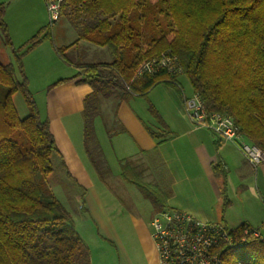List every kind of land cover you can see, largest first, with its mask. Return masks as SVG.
<instances>
[{"label":"trees","instance_id":"1","mask_svg":"<svg viewBox=\"0 0 264 264\" xmlns=\"http://www.w3.org/2000/svg\"><path fill=\"white\" fill-rule=\"evenodd\" d=\"M70 6L75 22L83 25L80 37L107 46L112 54L109 62L77 64L85 75L83 82L93 87L85 98V143L102 175L104 163L94 156L100 150L92 147L101 98L147 97L162 82L180 86L179 76L166 70L135 77L143 61L166 50L178 56L181 74L188 77L206 109L231 115L264 151V0H66L62 14ZM5 13L6 5L0 3V29L12 45ZM46 38L52 39V32L40 28L14 49L15 63L0 61V264H92L90 249L69 212L57 198H44L38 179L39 174L50 175L54 161L62 158L50 120L42 117L30 89L23 61ZM67 48L58 51L72 62ZM17 92L29 109L24 118L13 99ZM150 110L160 118L152 104ZM123 176L163 206L152 185L126 170ZM247 226L252 225L232 229V236L239 240ZM221 252L224 264H264V237L251 236Z\"/></svg>","mask_w":264,"mask_h":264},{"label":"crops","instance_id":"2","mask_svg":"<svg viewBox=\"0 0 264 264\" xmlns=\"http://www.w3.org/2000/svg\"><path fill=\"white\" fill-rule=\"evenodd\" d=\"M35 1L43 9L42 16L20 18L14 28L6 18L11 39L17 38L21 44L27 43L45 27L47 18L50 20L47 5L46 8L44 5L46 0ZM72 22L77 27L76 38L61 45L48 42L46 38L29 51L23 61L30 89L34 91L33 80L45 84V106L40 110L42 117L50 120L61 151L62 158L58 157L55 165L80 184L83 192L80 191V210L89 214L91 226L93 223L96 227L99 238L92 236L90 231L89 242L80 233L81 225L69 213L90 249L92 264H109V244L117 248L120 264H160L151 231L154 216L165 208L179 209L200 221L219 223L230 229L244 223L262 226L264 162L254 166L237 144L224 141L212 129L191 121L185 111L184 99L192 95L194 89L192 87L190 93L182 84L181 77L185 74L179 75L180 86L162 82L154 86L147 97L134 95L125 99L115 95L101 98L99 114L94 120L96 141L92 147L96 152L98 146L104 163L101 168L109 174L99 175L85 143V98L93 87L83 82L85 75L77 64L99 62L93 59L94 56L108 51L111 61L112 54L107 46L81 38L83 25L75 20ZM0 36L9 47L1 29ZM62 46H68L65 54L72 62H67L59 53L58 47ZM6 62L15 63L13 50L12 58ZM17 73L22 79L21 72L17 70L16 77ZM60 79L66 80L50 87ZM150 104L160 118L152 113ZM23 110L26 111L24 116L18 109L21 118L29 114V109L23 106ZM107 113L109 129L105 124L104 132L100 133L97 120L106 123ZM149 129L161 137H154ZM123 170L157 189L163 206L155 204L135 183L127 180ZM106 180L109 183L117 181L126 194L135 197L138 189L144 195L142 206L147 203L154 206L153 217L139 209L125 207L123 199H119ZM51 194L62 203L55 190ZM81 217L86 232L88 218Z\"/></svg>","mask_w":264,"mask_h":264},{"label":"built area","instance_id":"3","mask_svg":"<svg viewBox=\"0 0 264 264\" xmlns=\"http://www.w3.org/2000/svg\"><path fill=\"white\" fill-rule=\"evenodd\" d=\"M65 1L46 0L51 22L61 17ZM160 70L179 76L183 67L178 56L166 50L158 57L143 61L135 77ZM184 105L193 123L212 129L224 141L237 144L254 166L264 162L263 149L246 137L231 115L209 112L201 96L195 92L185 96ZM231 230L219 223L200 221L188 212L165 208L154 216L151 235L160 264H224L221 252L223 247L241 244L251 236L264 237V224L245 227L239 240L232 236Z\"/></svg>","mask_w":264,"mask_h":264},{"label":"rangeland","instance_id":"4","mask_svg":"<svg viewBox=\"0 0 264 264\" xmlns=\"http://www.w3.org/2000/svg\"><path fill=\"white\" fill-rule=\"evenodd\" d=\"M4 2L6 5V13H5V20L8 18L9 23H11V27H16L17 22L19 21L20 18H37L38 16H42V11L43 9L38 7L36 4V1L34 0L28 1V0H0V2ZM44 5L46 8V4L44 1ZM46 11V9H44ZM74 9L70 6L64 14L61 15L59 20L57 22H51L48 18L46 21V31L50 30L52 32V39L48 38V42L51 43H57L61 45L62 43H65L66 41H70L78 36V31L77 27L75 24L72 22L74 20ZM47 15V12H46ZM10 28V27H9ZM16 37V36H15ZM5 38V36H4ZM23 39V38H22ZM6 40V39H5ZM12 45L9 47L4 44L3 38L0 36V60L4 61L5 63H8L6 61H9V59L12 58V50L14 51L15 49L20 48L23 44L17 41V38H12ZM7 42V41H6ZM8 43V42H7ZM107 48V47H106ZM109 51L107 53H103L100 55H96L93 58L94 60L97 61H109L111 59L109 57ZM17 77L21 79L20 74L17 73ZM184 83L182 84L187 87L190 90V93L192 92V86L191 83L186 75H182ZM45 84L39 80H33V89L32 91L35 95V98L37 100V104L39 106V109L45 106V101H44V89H45ZM188 90V91H189ZM15 105L18 107L20 113L22 116L26 115V111L23 110V106L25 109H28V107L25 105V101L23 98V95L20 92H17L15 94ZM14 101V102H15ZM28 111V110H27ZM41 111V110H40ZM105 122H102L101 119L97 120V126L100 131V133L104 132V126L106 124V128L109 129V114L107 113ZM96 158L100 163H102V160L100 159L101 157L99 156L98 153H96ZM57 166V165H56ZM104 166V164H103ZM103 171V170H102ZM99 175L102 176L101 172H98ZM104 175H108L109 173L107 171H103ZM39 182L42 185L43 188V193H44V198L48 199V197L52 196L51 192L52 190H55L58 197L64 204V206L67 208L71 216L73 217L74 221L78 224L81 225L79 227L80 233L84 235V237L91 242V237L89 236L90 231L92 232V236L95 238H99L98 234H96V227L92 223L91 226V221H89V214L86 213L85 211L82 212L80 210V205H81V200L79 198L82 196L83 192L81 189L80 184L78 183L77 180L72 179L68 177L67 173L64 172L63 169H60L59 167H55V170L48 176H44L42 174L38 175ZM117 179V178H116ZM119 180V179H118ZM122 184H126L125 182L121 181ZM106 183L110 185V187H113L115 192L119 195V199H123L125 203V207L131 208V209H139L140 211H143V213L148 214L146 216L153 217L152 215L155 213L154 212V206L150 205V203H147L145 206H142V203H144V195L140 193V191L137 189V194L136 197L133 195L126 194L122 189L121 186L118 184L117 181L112 180L109 183V180H106ZM82 194H80L81 192ZM54 197V196H52ZM149 202V201H147ZM81 218H84L85 220L88 218L87 221V226H86V232L84 228L82 227L84 225V222L81 224ZM80 220V222H79ZM132 228V227H131ZM119 254L117 252V248H113L109 244V264H120V258ZM140 264V262H138ZM142 264V263H141Z\"/></svg>","mask_w":264,"mask_h":264}]
</instances>
